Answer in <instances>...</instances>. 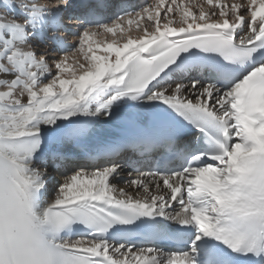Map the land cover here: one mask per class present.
I'll use <instances>...</instances> for the list:
<instances>
[{
    "label": "bare ground",
    "instance_id": "obj_1",
    "mask_svg": "<svg viewBox=\"0 0 264 264\" xmlns=\"http://www.w3.org/2000/svg\"><path fill=\"white\" fill-rule=\"evenodd\" d=\"M19 8L25 10L28 6L33 8L32 13L40 11L38 0H12ZM220 2V0H216ZM237 5L220 6L218 17L212 10L201 6L198 0H151L150 6L138 15L140 20L133 26L134 18L114 22L116 32L106 34V27L93 32H82L80 38L72 40L77 48L72 54L58 55L52 47L39 50L37 57L32 52V38L28 34L31 29L27 23H19L22 16L9 20L5 14H0V51L9 50L11 53H20L33 57L27 68L35 75L37 86H31L25 79L22 87L12 86L13 77L3 73L7 55H0V81L6 79V84H0V102L11 106L26 105L25 109L10 113L7 108H0V156L10 158L19 173L17 180L19 188L30 194L41 193L37 199H28L29 209L33 221L41 226L39 211L56 204H71L82 200H103L124 207L144 212L161 213L171 224L192 222L197 220L201 225H211L214 220L212 195L218 184L224 183L231 166L240 156L252 152L244 151L242 141L237 133L232 141L231 154L233 159L229 162L206 169L211 183H197L192 172L183 175H172L168 184H162V179L149 173H132L121 164L111 162L98 163L96 166H86L73 163L70 160L61 166L60 155L73 148L65 140V131L72 126H87L95 120L107 116L115 107L111 104L114 95L110 91V84L117 82L114 76L121 75L133 55V49H145L159 33L171 34L184 32L187 29H196L200 24H220L229 22L236 27L237 40L249 37L246 27L251 25L248 9L264 0H253L250 3L233 0ZM199 3L198 14H194L192 4ZM224 4V2H220ZM147 5H149L147 3ZM203 5V4H202ZM45 9H43L44 11ZM196 11V12H197ZM59 12L47 8L43 16L59 15ZM173 15L176 18H173ZM243 17V18H242ZM242 19V20H241ZM11 21V22H10ZM13 25L12 31L7 34L5 25ZM128 25V26H127ZM138 29L141 30L137 34ZM120 31L122 39H111ZM122 31V34H121ZM131 34L129 35V33ZM28 34V35H27ZM10 39L9 45L3 44ZM83 45L86 48H83ZM86 49V50H84ZM97 53L96 57H93ZM40 54H42L40 56ZM107 54V55H106ZM83 65L82 69L75 66ZM52 67V69H50ZM69 67L72 70H69ZM54 84L58 89L52 90L51 85H43V78L53 75ZM173 82H159L147 91L141 102H175L182 106L201 107L222 117L230 110L228 97L217 90L209 93L203 84L195 83L189 77L176 75ZM121 81V80H120ZM71 82V86L69 83ZM196 86L192 89L193 86ZM53 86V85H52ZM223 97V100L221 99ZM36 98H39L36 100ZM85 104L87 106L85 107ZM59 114L41 115L43 111ZM9 114L8 119H4ZM61 136L60 138H57ZM8 141L7 143H4ZM264 142V139H263ZM43 144V146H42ZM14 145V146H13ZM76 151V150H74ZM73 169V170H72ZM67 170V171H66ZM73 172H71V171ZM69 171V172H68ZM63 174V176H62ZM61 183V188L55 187V182ZM134 181V182H133ZM40 182V183H39ZM175 187H180L179 196H173ZM204 204V209H188L196 203ZM57 243L73 247L87 248L94 252L106 255L119 264H169L170 261H184L188 259L189 252L184 254H159L152 259L150 248L140 250H125L120 247H110L102 242L93 243L82 239L57 240Z\"/></svg>",
    "mask_w": 264,
    "mask_h": 264
},
{
    "label": "rangeland",
    "instance_id": "obj_2",
    "mask_svg": "<svg viewBox=\"0 0 264 264\" xmlns=\"http://www.w3.org/2000/svg\"><path fill=\"white\" fill-rule=\"evenodd\" d=\"M150 2H151V0H149V2H148L149 5L147 6V8L150 6ZM193 5H195V4H192L191 6H193ZM198 7H200V5H199ZM198 7H197V8H198ZM192 8H193V7H192ZM145 9H146V8H145ZM215 10H216V9H215ZM215 10H212V11H213L212 13L215 14V15H218V13H215ZM196 11H197V10H196ZM217 17H218V16H215V19H216ZM173 18L175 19L176 16L173 15ZM119 32H120V31H119ZM140 32H141V30L138 29L137 34L140 33ZM108 33H109V32H107V34H108ZM81 34H82V33H81ZM121 34H122V31H121ZM130 34H131V32L129 33V35H130ZM79 38H80V37H79ZM79 38H78V39H79ZM111 39H122V35H120V33H118L116 37L111 38ZM9 41H10L9 39H6V40H5V44H8ZM77 45H78V44H77ZM32 48H33L32 51L36 52V55H37L38 51L36 50V48H34V47H32ZM83 48H86V46L83 45ZM84 50H86V49H84ZM93 55H94L93 57H96L97 53H96V54L93 53ZM106 55H107V54H106ZM37 57H39V55H37ZM75 66L79 67L80 69H82V67H83V65H79V66H78L77 63H76ZM50 69H52V67H51ZM69 70H72V68L69 67ZM51 73H52L53 75H51V76H49V77H45V78H43L42 81H43V83H44L43 85H47V84H49V85H51L50 88H51V89L53 88L52 90L55 91V90L58 89V88H57L58 85L54 84L55 82H54V79H53V78H55V77H54V76H55V75H54L55 72L52 71ZM2 81H3V80H1V82H2ZM34 83H35V82H34ZM34 83H32V84H34ZM34 85H36V84H34ZM34 85H33V86H34ZM52 85H53V86H52ZM55 86H57V87H55ZM69 86H71V82L69 83ZM58 90H59V89H58ZM85 106H86V105H85ZM72 170H73V169H72ZM66 171H67V170H66ZM69 171H71V170H69ZM69 171H68V172H69ZM71 172H73V171H71ZM62 176H63V174H62ZM133 182H134V181H133ZM54 184H55V187H56V188H61V186H60L61 183H60L59 181H56Z\"/></svg>",
    "mask_w": 264,
    "mask_h": 264
}]
</instances>
